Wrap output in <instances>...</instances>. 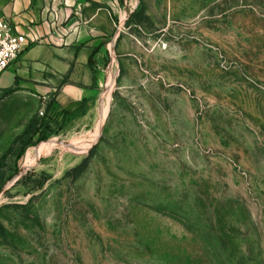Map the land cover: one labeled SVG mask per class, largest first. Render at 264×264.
I'll use <instances>...</instances> for the list:
<instances>
[{
	"label": "rangeland",
	"instance_id": "rangeland-1",
	"mask_svg": "<svg viewBox=\"0 0 264 264\" xmlns=\"http://www.w3.org/2000/svg\"><path fill=\"white\" fill-rule=\"evenodd\" d=\"M119 2L94 104L0 88V264H264V0Z\"/></svg>",
	"mask_w": 264,
	"mask_h": 264
},
{
	"label": "crops",
	"instance_id": "crops-1",
	"mask_svg": "<svg viewBox=\"0 0 264 264\" xmlns=\"http://www.w3.org/2000/svg\"><path fill=\"white\" fill-rule=\"evenodd\" d=\"M120 7L119 0H0V18L27 38L0 88L17 84L45 99L52 96L63 113L94 104L110 59L106 36L112 29L117 34Z\"/></svg>",
	"mask_w": 264,
	"mask_h": 264
},
{
	"label": "built area",
	"instance_id": "built-area-1",
	"mask_svg": "<svg viewBox=\"0 0 264 264\" xmlns=\"http://www.w3.org/2000/svg\"><path fill=\"white\" fill-rule=\"evenodd\" d=\"M26 44V36L15 32L8 19L0 18V80L10 64L18 58Z\"/></svg>",
	"mask_w": 264,
	"mask_h": 264
},
{
	"label": "trees",
	"instance_id": "trees-1",
	"mask_svg": "<svg viewBox=\"0 0 264 264\" xmlns=\"http://www.w3.org/2000/svg\"><path fill=\"white\" fill-rule=\"evenodd\" d=\"M49 103L52 105L54 103V99H52ZM72 113H74V112H72ZM72 113L67 112V111L64 112V114H72ZM32 131H33V127L27 128L26 132L23 135L19 136V138L17 140L22 139L26 134H28L29 132H32Z\"/></svg>",
	"mask_w": 264,
	"mask_h": 264
}]
</instances>
